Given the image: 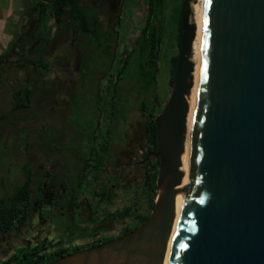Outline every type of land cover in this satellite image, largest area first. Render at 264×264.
<instances>
[{
	"label": "water",
	"instance_id": "95a60500",
	"mask_svg": "<svg viewBox=\"0 0 264 264\" xmlns=\"http://www.w3.org/2000/svg\"><path fill=\"white\" fill-rule=\"evenodd\" d=\"M192 9L181 18L174 84L157 118L155 206L124 237L46 264H264V0H205L188 180L184 141L194 86Z\"/></svg>",
	"mask_w": 264,
	"mask_h": 264
},
{
	"label": "rangeland",
	"instance_id": "374dc122",
	"mask_svg": "<svg viewBox=\"0 0 264 264\" xmlns=\"http://www.w3.org/2000/svg\"><path fill=\"white\" fill-rule=\"evenodd\" d=\"M40 2L45 1L0 0V60L12 52L0 64V216L10 209L18 216L30 201L31 190L23 203L16 195L24 174L45 152L78 155L77 162H84L91 174L104 173L115 149L126 148L133 136L139 142L135 147L144 152L148 118L159 115L167 103L172 64L181 52L177 18L183 0H165L147 34L149 40L155 32V47L144 55L139 37L148 0H81L91 20L99 19L101 31L88 39L80 35L75 43L69 20L58 37H53L57 25L51 15L39 22L33 8ZM200 5L201 0L190 3L193 23ZM46 37L52 41L43 43ZM38 57L48 62V73L30 63ZM22 104L26 108L19 111ZM91 176L85 172L74 190L77 199L82 196L96 207L102 192ZM150 188L148 181L145 193Z\"/></svg>",
	"mask_w": 264,
	"mask_h": 264
},
{
	"label": "flooded vegetation",
	"instance_id": "af4514ba",
	"mask_svg": "<svg viewBox=\"0 0 264 264\" xmlns=\"http://www.w3.org/2000/svg\"><path fill=\"white\" fill-rule=\"evenodd\" d=\"M135 143L139 144L133 136L126 148L117 147L104 173L91 174L84 162H77L78 155H61L60 149L37 157L38 163L24 174L23 186L30 181L32 198L18 216L1 219L2 225H13L0 229V264L24 253L62 258L120 239L137 228L154 202L151 188L148 193L144 189L159 159L147 142L142 153ZM85 172L102 192L96 207L75 196ZM54 219L56 223H51ZM20 263L17 259L16 264Z\"/></svg>",
	"mask_w": 264,
	"mask_h": 264
},
{
	"label": "trees",
	"instance_id": "16d2710c",
	"mask_svg": "<svg viewBox=\"0 0 264 264\" xmlns=\"http://www.w3.org/2000/svg\"><path fill=\"white\" fill-rule=\"evenodd\" d=\"M44 1L45 2H40L36 4L35 7L33 8V11H39V22L40 23L42 22L43 19H45L46 21L47 15H51V17L54 19L55 25H57V30L53 37H58L59 34L62 33L66 20H69L71 23L70 26L74 33L73 43L77 41L80 35H84L88 39L89 37L91 38L95 37L96 35H98V33H100L101 24H100L99 19L95 18L91 20V18L88 16V11H85L87 9L83 7L81 0H44ZM191 1L192 0H183L181 6L179 7V15L177 18L178 25H179V34H178L179 45H181V36H182L181 18L186 8L190 7ZM164 3H165V0H148L149 14L146 20L147 22L143 28L141 37H139V40L141 41L140 46H141L142 55H144L145 51L148 49H151V52H153V49L155 47V38H154L155 32L153 31V33H151V37L149 40L147 38V34L151 30L152 20L157 17L158 11L160 8L164 6ZM51 41H52L51 38L47 39V37L46 39L44 38L42 39L43 43H49ZM136 50H137V47L133 48L132 52L128 54L126 65L128 64L129 58ZM11 53L10 52L6 53L5 58L0 60V64L5 63L6 60L8 61L9 60L8 58L12 56ZM177 59L178 57L174 60L172 64L171 81H170L171 88H173V84H174V75H175L176 66H177ZM149 62L155 65L154 57H151L149 59ZM30 63L35 67V69L36 68L39 69L41 73H46V72L48 73L49 71V68H50L49 64L46 61V59L43 57H38L30 61ZM123 69L125 70V67ZM120 81H121V77L118 76L114 84L118 86ZM30 93H31V90L28 91V97L30 96ZM29 103H30V100H28L27 104ZM20 107L26 108V105L22 104ZM162 107L164 109L165 105ZM157 118H158V115L151 114V117L148 118V122H147V133L148 134H147L146 142L148 146L150 147V149H153L155 152L158 151ZM158 169H159V161L154 165L153 173H151L148 178L151 190L153 192L154 202L151 205L150 211L145 216L141 217L139 225L144 223L150 217L151 212L155 206ZM29 189H30V181L26 182V184H24V186L20 188L18 195H16V199L20 200L21 202L22 200H28L26 199V197H28ZM9 211L10 212L8 214L11 216H14L13 211L11 212V209ZM4 217H6L4 216V214L3 216H0V229L4 227H10V225H13V224H10L9 226L2 225L1 219H3ZM60 258H57V257L48 258L46 256L32 255V254L27 255L26 253H24L20 256H16L10 259V261L7 264H16L17 259L21 261L20 264H46L48 262L57 261Z\"/></svg>",
	"mask_w": 264,
	"mask_h": 264
},
{
	"label": "bare ground",
	"instance_id": "6f19581e",
	"mask_svg": "<svg viewBox=\"0 0 264 264\" xmlns=\"http://www.w3.org/2000/svg\"><path fill=\"white\" fill-rule=\"evenodd\" d=\"M204 4L205 0H201V5L199 6V10L197 15H195V27H196V38L193 45L192 52V61L195 64V71L193 74L194 78V86L191 90L190 95L188 96V101L190 105V111L187 118V133L184 141V153L181 157V162L183 164V188L188 180L190 161L192 155V147H193V138H194V128H195V120H196V112H197V102H198V92H199V76L201 70V51H202V33H203V13H204ZM197 7V6H196ZM184 189L177 199V216L172 224L168 241H167V249L163 256V264H169L171 249L173 245V240L175 237L176 227L179 219V214L181 210V204L183 200Z\"/></svg>",
	"mask_w": 264,
	"mask_h": 264
}]
</instances>
